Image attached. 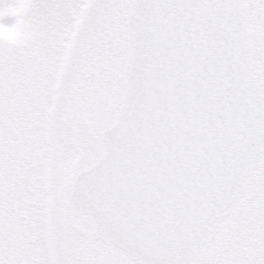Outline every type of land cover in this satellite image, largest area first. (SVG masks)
Returning a JSON list of instances; mask_svg holds the SVG:
<instances>
[{
	"label": "snow or ice",
	"instance_id": "snow-or-ice-1",
	"mask_svg": "<svg viewBox=\"0 0 264 264\" xmlns=\"http://www.w3.org/2000/svg\"><path fill=\"white\" fill-rule=\"evenodd\" d=\"M5 16L0 264H264V0Z\"/></svg>",
	"mask_w": 264,
	"mask_h": 264
},
{
	"label": "rangeland",
	"instance_id": "rangeland-1",
	"mask_svg": "<svg viewBox=\"0 0 264 264\" xmlns=\"http://www.w3.org/2000/svg\"><path fill=\"white\" fill-rule=\"evenodd\" d=\"M13 0H0V6H3L5 4H10L12 3ZM16 21L15 17H11V16H5L0 18V24H4L7 25L9 27H11Z\"/></svg>",
	"mask_w": 264,
	"mask_h": 264
},
{
	"label": "clouds",
	"instance_id": "clouds-1",
	"mask_svg": "<svg viewBox=\"0 0 264 264\" xmlns=\"http://www.w3.org/2000/svg\"><path fill=\"white\" fill-rule=\"evenodd\" d=\"M5 28H7L8 26L7 25H3ZM5 38H7V37H5ZM18 38V37H17Z\"/></svg>",
	"mask_w": 264,
	"mask_h": 264
}]
</instances>
